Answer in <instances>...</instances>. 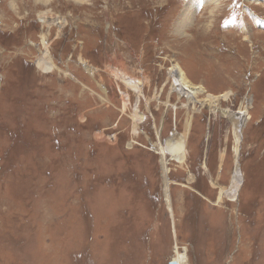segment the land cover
Here are the masks:
<instances>
[{
  "label": "rangeland",
  "instance_id": "374dc122",
  "mask_svg": "<svg viewBox=\"0 0 264 264\" xmlns=\"http://www.w3.org/2000/svg\"><path fill=\"white\" fill-rule=\"evenodd\" d=\"M192 2L0 0V264H264V0Z\"/></svg>",
  "mask_w": 264,
  "mask_h": 264
},
{
  "label": "bare ground",
  "instance_id": "6f19581e",
  "mask_svg": "<svg viewBox=\"0 0 264 264\" xmlns=\"http://www.w3.org/2000/svg\"><path fill=\"white\" fill-rule=\"evenodd\" d=\"M222 0H193V2L191 3L192 7H196L197 4L199 3H203L205 5L208 6L207 3H209V5H212L213 11H216L219 9ZM252 16L254 17V19H256L259 23L264 22L261 21L257 16H255L254 14H252ZM49 60V56L48 55H44L42 58H39L38 60V65L37 67L42 70L45 73L51 72V64H49L48 62ZM171 77L174 80L173 83V89L178 90L180 93V97H185L188 98V100L190 102L194 101L196 102V98L197 96L200 94H203L204 88L200 87V86H195L192 85L191 82L189 80H187L185 73L181 70V68H178L177 66H173V69H171ZM135 85L137 86V91H140V97H142V86L141 83L138 81H135ZM189 94H191L192 96L189 97ZM139 96V95H138ZM222 97H226L225 95ZM216 97L213 96H208V101H213L215 100ZM128 102V98L126 100ZM192 102V103H194ZM190 105V104H189ZM240 113H237L233 116V124H234V128L237 134L236 137V148H235V155L236 158L238 159L239 154H240V150H241V145H242V141L241 140V131L242 128L244 127L245 124V120H247V113L244 110L239 111ZM140 116V115H139ZM137 121H143V119H141L140 117L137 119ZM141 124V123H140ZM188 127H190V122L188 123ZM183 136L179 135V134H173L172 139L169 142V146L171 147V149H173V152L171 150H168L167 152H165V150H163L161 148V154L163 155V163L166 165V158L164 157L167 154H170L171 156H173V158L176 161H180L181 160V149H182V143H183ZM166 162V163H165ZM242 180H243V176H242V172L240 169V164H239V159L236 163V168L233 174V179H232V184L230 186V188L227 190V193L230 197L231 200H238L239 199V191H240V186L242 184ZM168 185V181L166 182ZM167 190V188H166ZM168 191V190H167ZM184 259V260H183ZM181 261L185 262V257L181 258Z\"/></svg>",
  "mask_w": 264,
  "mask_h": 264
},
{
  "label": "built area",
  "instance_id": "2783aa9c",
  "mask_svg": "<svg viewBox=\"0 0 264 264\" xmlns=\"http://www.w3.org/2000/svg\"><path fill=\"white\" fill-rule=\"evenodd\" d=\"M180 256H182V255H178V256L176 257V259H174L172 262H170V264H181L182 261H181Z\"/></svg>",
  "mask_w": 264,
  "mask_h": 264
}]
</instances>
